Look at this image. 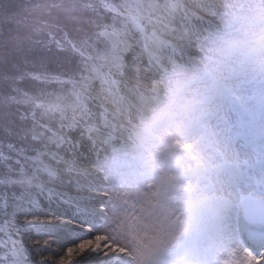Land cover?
I'll return each mask as SVG.
<instances>
[{"label":"snow or ice","instance_id":"1","mask_svg":"<svg viewBox=\"0 0 264 264\" xmlns=\"http://www.w3.org/2000/svg\"><path fill=\"white\" fill-rule=\"evenodd\" d=\"M179 9L174 0L0 3V264H105L113 255L85 227L91 210L81 179L69 181L75 195L49 181L75 170L60 151L76 150L69 133L97 118V81L112 88L116 72L147 76L213 35L211 19ZM36 63L61 70L19 71ZM26 81L42 86L26 90Z\"/></svg>","mask_w":264,"mask_h":264},{"label":"bare ground","instance_id":"2","mask_svg":"<svg viewBox=\"0 0 264 264\" xmlns=\"http://www.w3.org/2000/svg\"><path fill=\"white\" fill-rule=\"evenodd\" d=\"M216 3H219L221 0H213ZM183 5H196L198 7V10H194L195 14H191L193 16L202 17L204 19L208 18L211 19L212 17L216 18V12L218 10V7L215 4H210L209 2H206L204 0H183ZM182 8V7H181ZM193 10V8H191ZM183 12L186 11V7H184ZM214 22V21H213ZM179 24V21H177V25ZM166 35V34H165ZM191 52L199 53L198 49H193ZM137 53H139V49H137ZM186 60H196V58L191 57L189 54L184 59H163L160 63L158 69H153L151 71V78L146 79L147 76L139 75V76H131L128 73L124 72V76L121 78L122 83H119V86L124 90L125 93L131 94L136 98L137 101L140 102L141 108H148L150 106V101L152 100V97L156 95L157 93H160L161 85L159 83L158 78L159 75H161V68H169L170 65L173 63L181 62L185 63ZM145 62V60H144ZM146 63V62H145ZM144 63V64H145ZM146 65V64H145ZM143 66V65H142ZM148 78V77H147ZM138 85H130L128 82H137ZM244 87L241 88L243 91ZM119 106V105H117ZM215 107L220 111H225V105L223 103L222 98H218L217 103L215 104ZM107 111V112H106ZM131 111H133L134 114H137L140 112V109L131 106ZM144 111V110H143ZM106 113H109L110 119H115L116 116L108 112V110H105ZM195 112H188V115L191 117L193 116ZM124 117L129 118L128 111L124 112ZM201 118L203 120H206L209 125H213L215 128L219 129L221 131L220 134L214 133L213 137H215V144H212L211 138L203 136L199 138L197 141H194L192 138L189 137L188 139H185L186 146L182 145L180 148H183L182 156H181V165L184 162L188 161V158L190 156H195L198 159L204 158L206 161H209V158L212 159L215 158L216 149H221L222 151L226 153L231 152H237L240 150L239 145L230 139L227 140V136L225 130L226 125L221 124L218 122L217 116H213L211 118H208V115L205 114ZM97 119H99L97 117ZM197 119V118H196ZM126 122V121H125ZM106 123L109 127H111L113 130V133H119L118 131L121 129L122 131L127 132L126 126L124 124L118 126L113 125L112 122L106 120ZM134 123H131L128 128L132 129L136 126H133ZM86 128L84 129H77L76 132H79L78 135L84 137L83 135L86 134ZM83 133V134H82ZM97 137L100 139L106 140L110 144H106L105 148L101 151L94 150V147L92 146L94 143L91 140H86L85 142H80L77 146L76 150H61L60 156L69 162L73 164V167H75V170L73 172L69 173H63V177L58 180H51L54 185H56V189L60 192H63L65 194L69 195H75L77 194V189L73 186H70L69 181L75 180V179H81V182L85 185V193L90 198V202L94 203V206L89 203L90 207V216L87 222L90 219H93L95 224L97 221L103 220L104 218H110L116 215V222L118 224H124V222L120 219V212L125 215L126 222L133 223L135 228V233L139 237L140 235H143L145 233H151L155 229L156 225H164L168 220L169 217L167 215V212L169 209L172 208L174 204H178L181 202H184L185 199H179L175 197L176 200L174 203H168L173 198H169L172 195H174V190L184 186L188 182V178L184 179L182 172L177 171V168L179 167L178 162L175 164H172L171 167L176 168L174 170V176L175 178H171L168 183L171 184V187L164 188V192L166 193L167 197H164L162 193V185L158 186L157 194L154 196L153 200H155V204L153 206L148 205L147 211H144V215H140L139 217L135 212L133 211V205L130 204L128 201H122L121 197L116 194V191L114 188L109 187L108 184H111V179L113 173H116V177L114 178L115 185L119 184V187L122 188L123 191L122 195L125 194L124 187L132 184L134 181L138 178L137 171L143 163L139 160H137L135 157L131 160V166L130 168L133 169V175L130 176L128 174V170L126 168V171L123 170L125 168V163L123 165L118 166V161H120V157H118L119 154L124 153L123 148H119L117 150H110L108 148L109 146L114 144V141L110 140L106 134L99 133ZM220 135H223L222 137ZM234 135V133H232ZM104 137V138H103ZM172 140V138H170ZM184 140V141H185ZM81 141V140H80ZM89 141V142H88ZM77 142V140H76ZM79 142V141H78ZM218 142V143H217ZM89 145V147H87ZM90 145L92 147H90ZM87 150L86 158L81 162L80 166L75 165V158L80 153V149ZM174 150V149H173ZM85 152H82V154ZM106 155H103V154ZM235 158V157H233ZM238 158V157H237ZM177 161V160H176ZM168 164H170L169 161H167ZM56 164V162L54 163ZM61 165L62 169L64 168V165L62 163H58ZM180 168V167H179ZM136 178V179H133ZM140 180H138L139 182ZM263 183H257L252 185L251 187H248L246 190L242 191V194H248L251 196H255L261 200H264V195H261L258 192V189L262 188ZM174 187H177L174 189ZM230 196L229 199L233 200V194L236 192L234 188H229ZM169 199V201H167ZM135 214V215H133ZM174 214H179L178 212ZM96 216V217H95ZM99 217H103L101 219H98ZM232 217V216H231ZM105 227V223L103 225ZM101 227V226H100ZM91 229H93L91 227ZM97 229H100L99 227ZM146 231V232H145ZM81 238H88L87 236L81 237ZM103 242V239L101 238V235L97 233L94 235V239L92 240L93 244H99L100 242ZM76 243L79 242V239L75 241ZM105 244V243H104ZM107 246V244H105ZM72 246L71 243H65L64 248ZM53 247H57L56 245H53ZM107 250L111 251L113 253L112 256H110L106 261L105 264H129V262L126 260V256L124 255L123 251L120 249H114L113 247L107 246ZM61 254H63L61 252ZM237 253H234V255L230 258V249L228 250L226 254L225 261L227 264H240L239 263V257L236 255ZM42 255L47 256V253H43ZM228 258V259H227ZM249 261V260H248ZM251 261H259L260 259L254 258ZM147 264H159V259L152 256Z\"/></svg>","mask_w":264,"mask_h":264},{"label":"rangeland","instance_id":"3","mask_svg":"<svg viewBox=\"0 0 264 264\" xmlns=\"http://www.w3.org/2000/svg\"><path fill=\"white\" fill-rule=\"evenodd\" d=\"M209 1V0H207ZM174 2L178 3L181 7V0H174ZM226 3V6L224 9L228 13L227 17L225 18L224 24V30L222 32L221 27L219 29L214 28V34L211 35V37L207 40L206 43H203L202 45H196L195 48H198L200 50V53L198 54H190L191 56L197 58V61H201V63H207V67L216 73L220 72L223 69H235L241 62V57L236 58L235 55L232 54L233 52V46L236 42H244L248 41V35L247 30L248 26H246L245 19H249V17L257 16V13H260L261 11H264V0H236V3L233 0H226L224 1ZM190 7L192 5H186V7ZM228 6H232L231 9H229ZM195 9V7H193ZM187 9V8H186ZM190 8H188L189 10ZM183 13V11H182ZM222 16V14H219ZM217 25V24H216ZM163 35V34H162ZM183 66H179V69L176 71H172L171 74L167 72H164L163 78H158L161 85V92H165L166 94L175 93V88L180 80V73L183 71ZM124 74V71L116 72L114 74V79L119 82ZM149 77V74L147 75ZM261 76H264V64H259L255 67H252L246 74V76L243 78V80H240L239 82L248 84V82H255L254 85H249L244 90V93L242 94V98L244 100H247V98L255 97V95L250 94L251 90L256 91L260 90L263 91L264 94V82H260L259 79ZM255 77V79H254ZM149 79V78H148ZM128 84L131 85V82ZM138 85L137 82H132V85ZM235 87V86H234ZM237 87V85H236ZM253 88V89H252ZM119 89L118 84L114 85L112 88H109L107 85H101L96 83L94 94L98 95L99 99L97 102L91 107L93 108V111L96 112L97 117L98 115H102L103 117H108V115H104V111H102L101 107L105 106L107 102H114L118 101L115 97H113V93ZM251 89V90H250ZM203 90L205 88L203 87ZM261 95V94H260ZM260 95L258 96L260 98ZM130 99V103L126 102L123 104L122 101L119 103L121 104L122 110L128 109L131 104L134 106L138 105V102L133 96H128ZM178 100V98H176ZM124 105V107H123ZM126 105V107H125ZM121 108H109L107 109L111 111L114 114H118L117 117L120 118L122 121L125 120L127 122H131V119H125L123 116V112ZM114 110V111H112ZM131 116V113H130ZM132 117V116H131ZM97 119V118H96ZM96 121V120H95ZM94 120L90 122L89 125H91ZM112 122L116 123H122V121H114V119H111ZM170 134L168 131L164 132V142L159 144L158 146L161 148L160 150L164 151L165 149H168L166 152L171 151L170 147L167 143V139L169 138ZM180 143V141H179ZM137 157L139 160H141L142 163L146 162V158H144L143 154L144 152L140 151ZM161 154V152H157L156 154L150 153L151 158L157 159L158 156ZM53 163V162H52ZM55 163V162H54ZM53 163V167L60 170L61 166L56 163ZM77 164V163H75ZM60 166V167H59ZM161 180H156V182H143L138 184H133L129 186H125V194L122 195L123 191L122 188L119 187V184L115 185L114 178L111 179V184L108 186L111 188H114L116 191V194L121 197L122 200H127L130 202L134 209L136 210V214L139 217L140 215H144V211H147L148 205L153 206L154 205V196L157 192V184H161ZM49 186L56 188L52 181H49ZM93 204V202H90ZM120 219L124 220V224H118L116 222L115 216L104 218L100 222H97L96 224H93V221H88L85 227H91L90 235H96L99 233L101 235V238L103 239L104 243L107 244V246L113 247L114 249H120L125 254L126 258L131 261L133 257L135 258V262L133 264H141L142 262H145L146 259H148V253H151L154 251V249L160 244L164 242L162 238H165L166 230L168 228H171L170 226L173 224H177L178 227H182L181 224H179L178 217H176V223H174V219L171 220V222H167L166 225H156L155 229L151 233H145L143 235H140L139 237L135 233V228L133 223L126 222L125 216L120 213ZM103 217H99L101 219ZM178 221V222H177ZM104 228L97 229L96 226L104 225ZM146 232V231H145ZM164 234V235H163ZM155 243L157 245L153 246ZM131 263V262H130ZM132 264V263H131Z\"/></svg>","mask_w":264,"mask_h":264},{"label":"clouds","instance_id":"4","mask_svg":"<svg viewBox=\"0 0 264 264\" xmlns=\"http://www.w3.org/2000/svg\"><path fill=\"white\" fill-rule=\"evenodd\" d=\"M249 46L257 64H264V11L257 15L247 30Z\"/></svg>","mask_w":264,"mask_h":264},{"label":"trees","instance_id":"5","mask_svg":"<svg viewBox=\"0 0 264 264\" xmlns=\"http://www.w3.org/2000/svg\"><path fill=\"white\" fill-rule=\"evenodd\" d=\"M13 2V0H0V3H10ZM62 35V33H61ZM67 55V54H65ZM47 70L48 72L52 73L53 75L57 74L61 69L56 64H50L47 66V68H43L39 63H36L35 65L29 64V65H21L19 68V71H26V72H40ZM42 85H40L37 81H26L22 82L21 87H24L26 90L39 88ZM55 87V86H53ZM51 90V88L49 89ZM17 194H19V190H16Z\"/></svg>","mask_w":264,"mask_h":264}]
</instances>
